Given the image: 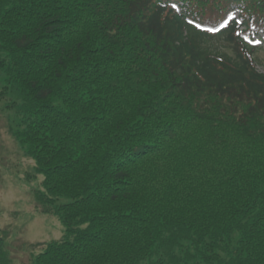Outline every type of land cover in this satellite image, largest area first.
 <instances>
[{"label": "trees", "instance_id": "1", "mask_svg": "<svg viewBox=\"0 0 264 264\" xmlns=\"http://www.w3.org/2000/svg\"><path fill=\"white\" fill-rule=\"evenodd\" d=\"M260 33L264 0H0V111L65 227L31 264H264Z\"/></svg>", "mask_w": 264, "mask_h": 264}, {"label": "rangeland", "instance_id": "2", "mask_svg": "<svg viewBox=\"0 0 264 264\" xmlns=\"http://www.w3.org/2000/svg\"><path fill=\"white\" fill-rule=\"evenodd\" d=\"M259 59L264 61V52H259ZM11 118L0 111V234L16 264H31L32 254L42 246L62 240L65 227L57 217L36 209L31 190L43 176L33 177L34 161L8 130Z\"/></svg>", "mask_w": 264, "mask_h": 264}]
</instances>
